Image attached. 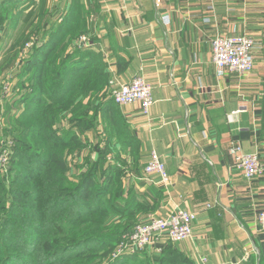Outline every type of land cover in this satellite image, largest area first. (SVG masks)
<instances>
[{"label":"crops","instance_id":"obj_1","mask_svg":"<svg viewBox=\"0 0 264 264\" xmlns=\"http://www.w3.org/2000/svg\"><path fill=\"white\" fill-rule=\"evenodd\" d=\"M51 1L47 32L82 18L84 31L68 40L65 52L97 55L108 74L104 90L76 97L95 99L97 108L88 112L89 127L73 128L83 143L95 144L96 158L102 143L115 142L105 165L122 170L116 176L122 190L116 204H133L138 223L165 217L174 208L197 212L190 237L172 243L193 264H264V231L256 217L264 209V171L245 179L228 150L239 142L258 155L264 170V0H160L159 6L157 0ZM77 3L85 6L79 16ZM16 5L26 8L23 21L33 5L28 0H0V14ZM3 17L6 21V13ZM82 33L89 45L79 48L72 43ZM43 34L38 46L49 37ZM245 34L254 40L253 69L218 77L211 39ZM135 75L152 86L148 115L138 102L105 109L99 101L105 89L112 90L110 81L123 84ZM60 114L70 118L69 111ZM70 124L61 121L65 128ZM151 150L165 163L168 184L145 174ZM166 242L145 253L158 257Z\"/></svg>","mask_w":264,"mask_h":264},{"label":"trees","instance_id":"obj_2","mask_svg":"<svg viewBox=\"0 0 264 264\" xmlns=\"http://www.w3.org/2000/svg\"><path fill=\"white\" fill-rule=\"evenodd\" d=\"M71 21L69 23L70 27L67 26L66 28L64 26V28L62 24L58 25L54 34L50 33L49 37L43 40L40 46H36L33 50L34 54L28 59L26 65L27 71H34V78L30 85L33 87L32 93L34 94L29 93L24 97L28 101L27 104H34L32 106L34 109L33 115L37 118L35 119L36 123L31 128L28 127L39 137V140H35V143L32 142V146L29 145V148L35 155L40 156V152L45 154L44 157L40 156L42 159L39 160L38 170L36 171L38 175L42 173L43 177L41 179L37 178L35 182L37 185H35V190L38 191L40 189L38 194L42 192L45 194L41 196V199H38L39 196H37L34 200L38 205L41 204L42 207H53L55 210H57L56 205L60 204L58 215L54 220V223L58 222L59 226L64 221L69 222L71 226L79 228L78 221H80V218L86 217L82 222L80 221L84 225L77 230L78 234L76 232L71 234L72 244L64 245V247L48 242L45 255H55L62 249H77L83 246L81 249L85 250L91 257L96 254L95 247H102L103 249L98 251L99 253L96 255L107 258L116 243L121 239V235L133 229L134 225L131 228L126 227V225H123V227L119 226L123 223L118 220L121 217H130L131 221L134 217L132 211L134 206L126 203L124 208H120L116 204V199L120 198L122 191L119 184H117L116 176L122 173V170L115 165H105L103 161L105 158L100 151H98L100 156L98 161H96L98 163L96 169L92 170L90 167L86 173H82L74 188L65 186V174L68 172L69 167L65 154L61 150L70 146L69 143L72 144V148H82L85 144L75 132H71L68 137L61 136L57 138L56 130L54 129V117L60 115L62 111L71 112L72 107L75 106L74 103L82 101V99L76 100L77 96L81 95L84 97L92 93V97H94L97 93L104 90L108 77L97 55L86 56V54L78 50L65 52L67 46L65 44L62 49L58 48L65 37L75 38L77 34L84 31L82 18L79 22L74 20L72 24ZM58 49H60L61 55L65 52V57L62 60H58V62L55 60L52 64H47V61L54 54L52 52ZM45 72H49L48 75H45ZM29 95L30 97H28ZM102 95L100 97L102 100L99 102L105 109L110 108L112 104L118 105L113 101L111 91L106 92L105 89ZM86 102L88 104L85 108L79 109L75 106L73 115L69 119L73 126L82 124L84 128L92 124L93 121L88 112L91 109H96L97 106L94 103L95 99L93 101L87 100ZM35 106L43 107L41 110H36ZM29 115L32 116V113ZM130 142L132 141L124 143L128 146ZM18 143L21 146L27 145L25 142ZM19 154V151H15L16 156ZM62 182L64 183L63 186H61ZM41 184L45 185L44 189L41 188ZM23 196L24 194L21 192L15 193V201L13 202L20 204ZM63 204L66 207L61 206ZM2 210L3 207L0 208V234L4 233V228L9 225L5 224V222V226L3 224ZM116 212L120 213L119 218L107 219L109 216H116ZM111 222L112 225L110 226ZM34 229L36 233L39 231L38 226H35ZM37 240L42 241L41 238ZM172 243V241L167 240L159 253L160 255L156 258L144 252L142 255L137 253L132 254V256L118 258L115 261H110L109 264H193L184 253H179L173 248ZM7 252L6 245L5 248L0 246V264L12 261L9 259L10 255ZM140 256L141 259H139Z\"/></svg>","mask_w":264,"mask_h":264},{"label":"rangeland","instance_id":"obj_3","mask_svg":"<svg viewBox=\"0 0 264 264\" xmlns=\"http://www.w3.org/2000/svg\"><path fill=\"white\" fill-rule=\"evenodd\" d=\"M28 2L33 3V5L32 7L31 5L27 6V16H25L23 21L20 20L21 12L26 8L21 9L17 7V5L6 12L2 10L0 14V208L3 207L1 212L3 224L4 222L7 225L9 224L7 228H4L5 232L0 234V246L5 248L6 245L7 254L10 255L9 259L12 260L11 262H6V264H109L110 261L132 256V254L139 253L142 255L149 247L142 250H134L132 252H121L117 254V257L116 255L114 257L115 248L120 240L116 243L109 254L110 256L107 258L96 255L99 253L98 251L103 249L102 247H95L96 254L91 257L85 250L81 249L83 246L77 249H62L55 255H45L48 242H50V244L56 243L57 246L72 244L71 234L73 232L78 234L77 230L84 225L81 222L86 217L83 219L80 218L81 222L78 221L79 228L71 226L69 222L67 223L64 221L61 222L59 226V223H54V220L58 215L57 212L60 204L56 205L57 210H55L53 207H42L41 204L38 205L34 200L37 196H39L38 199H41V196L45 194L43 192L38 194L40 189L38 191L35 190L36 179H41L43 177L42 173L38 175V172H36L38 170L37 165L39 160L42 159L40 156L44 157L45 154L40 152V156L35 155L31 151V148H29L32 146V142L35 143V140H39V137L30 129L31 126L36 123L35 119H37L33 115L34 109L32 106L34 104H27L28 101L26 97H24L33 92V87L30 85L34 78V71H27L26 65L28 59L34 54V48L38 46L43 39V31H46L43 35H50L47 31L50 30L52 26L49 20H51V5L53 2L51 0H36L35 2L28 0ZM76 5L81 6L78 11L79 16L83 14L82 10L83 8L85 9V6L78 3ZM60 8L61 6L59 8L57 7V9ZM4 13H6L7 16L6 21L3 17ZM55 13L56 8H54V15ZM76 18L75 22H79V18ZM42 22L43 24H41ZM38 29H40L39 32ZM251 38L253 39V37ZM70 39L71 37H65L63 43L58 48L62 49L64 44L67 45V48L70 44L66 43ZM72 44L74 45V43ZM60 49L52 52L54 54L47 61V64H52L55 60L58 62V60H62L65 57V52L61 55L62 53L59 52ZM48 73L49 72H45V75H48ZM28 97H30V95ZM74 104L81 109L85 108L88 103L86 101H80ZM75 106L72 107L70 117L73 115ZM35 107L36 110H41L43 106ZM31 113L32 116L29 115ZM54 119V129L56 130L57 138L61 136L68 137L71 132L74 133L76 131L73 128V124H70L68 128L61 126L62 119L70 121V118L62 117L60 114L56 115ZM79 135H81L80 131ZM80 137L81 139L83 138L82 136ZM18 142H25L27 145L21 146ZM114 143L115 142L102 143L100 152L103 153L102 155L105 158V160L103 159L104 162L111 154L110 148ZM84 144L82 148H72L71 143H69L70 146H68L70 148L61 147V151L65 154L64 156L69 167L68 172L65 174V186L70 188H74L80 175L84 172L86 173L88 168L91 167V169L94 170V168L96 169L98 166L96 161H98L99 158L95 156V144ZM15 151H19L21 155L19 154L16 156ZM2 157H6L4 164H1ZM168 183L169 181L164 184ZM63 185L64 183L62 182L61 186ZM44 186L45 185L41 184L42 189H44ZM17 192L24 194L20 204L13 202L15 201V193ZM61 206L66 207L64 204ZM116 213V216L112 215L107 219L112 220L114 217L119 218L120 213ZM45 219L47 220L44 221ZM132 220L134 221L133 223ZM118 221L123 223L119 226L123 227V225H126L128 228H131L133 225L135 226L139 222H135L137 221L136 216H134L131 221L130 217H125V219H120ZM111 225L112 222L110 226ZM35 226L39 227L37 233L34 229ZM39 238L42 239L41 242L37 240ZM139 259H141V256Z\"/></svg>","mask_w":264,"mask_h":264},{"label":"built area","instance_id":"obj_4","mask_svg":"<svg viewBox=\"0 0 264 264\" xmlns=\"http://www.w3.org/2000/svg\"><path fill=\"white\" fill-rule=\"evenodd\" d=\"M159 1H156V6H159ZM88 45L89 38L85 34H81L74 43V46L79 48ZM210 48H212L215 73L220 78L227 72L246 74L254 67L252 59L253 39L248 35L214 36L211 39ZM110 85L114 102L120 106L138 102L142 115H148L153 103L152 86L142 75H135L123 84L111 80ZM228 150L232 156L233 167L239 170L245 179L263 174V166H261L256 153L244 151L237 141L231 142ZM5 160L6 157H2L1 164H4ZM144 172L146 175L157 174L161 184L169 181V173L165 163L154 150L151 151L144 166ZM196 217L197 212L185 208H175L165 217H151L146 222L136 224L130 232L122 234L113 255L117 257V254L121 252L142 250L158 241L162 242L163 239L174 242L183 241L192 234ZM256 217L259 229L264 231V209L259 210Z\"/></svg>","mask_w":264,"mask_h":264}]
</instances>
